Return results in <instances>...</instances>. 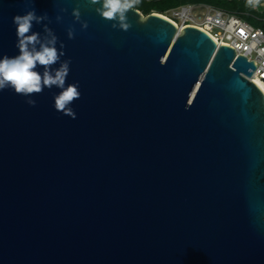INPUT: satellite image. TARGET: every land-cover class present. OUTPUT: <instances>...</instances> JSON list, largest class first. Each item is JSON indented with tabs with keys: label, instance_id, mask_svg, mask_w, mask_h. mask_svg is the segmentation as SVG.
Returning a JSON list of instances; mask_svg holds the SVG:
<instances>
[{
	"label": "water",
	"instance_id": "water-1",
	"mask_svg": "<svg viewBox=\"0 0 264 264\" xmlns=\"http://www.w3.org/2000/svg\"><path fill=\"white\" fill-rule=\"evenodd\" d=\"M96 7L0 0V58L19 54L14 16L47 13L32 31L64 43L81 92L72 119L55 86L35 107L0 91V264H264L255 62L197 25L135 8L123 31Z\"/></svg>",
	"mask_w": 264,
	"mask_h": 264
},
{
	"label": "clouds",
	"instance_id": "clouds-1",
	"mask_svg": "<svg viewBox=\"0 0 264 264\" xmlns=\"http://www.w3.org/2000/svg\"><path fill=\"white\" fill-rule=\"evenodd\" d=\"M90 5H99L95 8L96 13L107 21H112V27L128 31L131 24L127 22V14L136 8L140 0H88ZM246 4L257 9L264 4V0H246ZM67 11L61 9V12ZM72 16L75 21L81 23L82 29L88 28L87 21H81L79 8H74ZM62 17L57 15L56 20L61 21ZM49 21L47 13L37 15L35 9L27 11L23 15L13 17L16 25L17 43L16 48L19 54L14 57L4 55L0 58V91L12 89L16 94L28 97L26 103L36 106V100L31 97L40 94L45 88L51 89L54 86L60 89L54 95V108L64 115L76 119V112L71 105L81 97L79 82L66 85V78L70 73L71 60H61L66 55L63 51L65 45L58 40L53 30L44 24L43 35L32 31L33 24H41ZM50 22V21H49ZM75 29L69 27L67 36L74 39ZM59 42V48L57 43ZM59 64L58 68H53ZM43 68V72L37 70Z\"/></svg>",
	"mask_w": 264,
	"mask_h": 264
},
{
	"label": "built area",
	"instance_id": "built-area-1",
	"mask_svg": "<svg viewBox=\"0 0 264 264\" xmlns=\"http://www.w3.org/2000/svg\"><path fill=\"white\" fill-rule=\"evenodd\" d=\"M194 7L193 2L184 3L158 13L173 20L180 28L194 24L208 31L218 44L231 45L236 56L243 54L255 62L250 78L264 83V15L257 13H264V10L207 5L204 16L198 18L193 12Z\"/></svg>",
	"mask_w": 264,
	"mask_h": 264
},
{
	"label": "rangeland",
	"instance_id": "rangeland-1",
	"mask_svg": "<svg viewBox=\"0 0 264 264\" xmlns=\"http://www.w3.org/2000/svg\"><path fill=\"white\" fill-rule=\"evenodd\" d=\"M193 3L195 4L193 12L198 18H202L204 16L207 10V5L222 6L229 9L237 7L238 9L251 10V8L246 4V0H198ZM259 9L264 10V4H262ZM253 11L256 12L255 10ZM166 12L169 13L168 11ZM257 13L264 15V13Z\"/></svg>",
	"mask_w": 264,
	"mask_h": 264
},
{
	"label": "trees",
	"instance_id": "trees-1",
	"mask_svg": "<svg viewBox=\"0 0 264 264\" xmlns=\"http://www.w3.org/2000/svg\"><path fill=\"white\" fill-rule=\"evenodd\" d=\"M195 1L198 0H140V3L136 6V8H138L140 11H142L143 14L146 15L152 11L164 12L170 7H175L184 3H190V2L192 3ZM231 9H237V7Z\"/></svg>",
	"mask_w": 264,
	"mask_h": 264
},
{
	"label": "bare ground",
	"instance_id": "bare-ground-1",
	"mask_svg": "<svg viewBox=\"0 0 264 264\" xmlns=\"http://www.w3.org/2000/svg\"><path fill=\"white\" fill-rule=\"evenodd\" d=\"M255 81L258 83V85L263 89L264 91V83L258 79H255Z\"/></svg>",
	"mask_w": 264,
	"mask_h": 264
}]
</instances>
